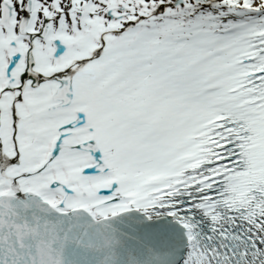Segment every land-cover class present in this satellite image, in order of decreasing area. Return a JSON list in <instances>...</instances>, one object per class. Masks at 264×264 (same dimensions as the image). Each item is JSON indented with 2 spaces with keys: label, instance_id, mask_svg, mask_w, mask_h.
<instances>
[{
  "label": "snow or ice",
  "instance_id": "snow-or-ice-1",
  "mask_svg": "<svg viewBox=\"0 0 264 264\" xmlns=\"http://www.w3.org/2000/svg\"><path fill=\"white\" fill-rule=\"evenodd\" d=\"M0 264H264V0H0Z\"/></svg>",
  "mask_w": 264,
  "mask_h": 264
}]
</instances>
